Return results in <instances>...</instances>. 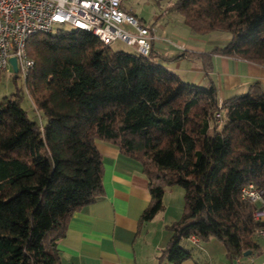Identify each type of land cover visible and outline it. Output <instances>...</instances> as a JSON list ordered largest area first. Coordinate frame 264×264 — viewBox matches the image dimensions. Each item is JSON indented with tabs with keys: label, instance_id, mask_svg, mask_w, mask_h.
I'll list each match as a JSON object with an SVG mask.
<instances>
[{
	"label": "trees",
	"instance_id": "trees-1",
	"mask_svg": "<svg viewBox=\"0 0 264 264\" xmlns=\"http://www.w3.org/2000/svg\"><path fill=\"white\" fill-rule=\"evenodd\" d=\"M168 9L192 33L230 34L210 54L264 64V0H174ZM54 29L27 40L34 64L0 99V264H61L68 221L103 190L97 141L140 163L151 195L144 221L163 208L166 189L183 188L160 258H189L181 241L191 235L220 240L229 262L255 254L260 204L241 189H264V92L219 101L214 85L183 81L152 48L145 57L87 30ZM25 94L39 119L22 107Z\"/></svg>",
	"mask_w": 264,
	"mask_h": 264
},
{
	"label": "crops",
	"instance_id": "crops-1",
	"mask_svg": "<svg viewBox=\"0 0 264 264\" xmlns=\"http://www.w3.org/2000/svg\"><path fill=\"white\" fill-rule=\"evenodd\" d=\"M121 4L138 17L132 8ZM169 11L177 19L175 28L148 25L154 36L152 51L157 56L154 61L174 71L185 82L214 85L219 101L253 90L264 92V64L210 54L221 44L192 33L177 12L168 9L165 13ZM187 52L209 56L181 55ZM96 145L103 157V190L94 202L75 211L68 221L65 236L58 243L60 263L171 264L160 258V254L171 237L169 226L181 217L182 206H175L168 214L169 209L163 203L161 210L144 221L142 213L149 206L151 195L140 163L113 144L97 141ZM260 209L264 211V207ZM257 220L264 224V212ZM255 238L259 246L255 254L229 262L225 247L217 238L193 242L187 237L181 243L189 249L190 257L180 264H264V236L255 235Z\"/></svg>",
	"mask_w": 264,
	"mask_h": 264
},
{
	"label": "built area",
	"instance_id": "built-area-1",
	"mask_svg": "<svg viewBox=\"0 0 264 264\" xmlns=\"http://www.w3.org/2000/svg\"><path fill=\"white\" fill-rule=\"evenodd\" d=\"M121 1L0 0V73L10 67L9 58L15 57L17 73L24 80L34 64L26 53L27 40L60 25L87 30L104 44L120 40L149 57L154 37L152 28L123 8ZM241 196L264 203V189L251 183L241 189ZM263 212L258 208L254 217L259 218ZM256 235L264 236V228L256 230ZM189 237L193 242L198 241L194 235Z\"/></svg>",
	"mask_w": 264,
	"mask_h": 264
},
{
	"label": "rangeland",
	"instance_id": "rangeland-1",
	"mask_svg": "<svg viewBox=\"0 0 264 264\" xmlns=\"http://www.w3.org/2000/svg\"><path fill=\"white\" fill-rule=\"evenodd\" d=\"M121 2H123L125 6L132 8L138 17L143 19L145 25L162 24L163 26L167 25L170 28H175L177 26L176 22H174L177 19L172 16L171 11L165 13L168 10V5L173 3L174 0H122ZM53 32H55V29H53ZM202 35L205 39L212 41V43H219L221 45L226 44L230 39V34L223 30H214ZM110 47L112 50H134L132 46H129L120 40L113 41L110 44ZM16 74H18V77L14 78V73L10 67L7 68L6 71L0 73V99L5 96H10L16 88L22 87V77L19 76V73ZM21 105L27 110L30 117L39 119L38 115L34 116V111L32 110V106L26 94L21 101ZM183 193V188L178 185H173L169 189H166L163 203L164 206L169 209L168 214L174 210L177 205H180V207L182 206L181 210L183 209ZM258 204H260L258 208L264 207V203Z\"/></svg>",
	"mask_w": 264,
	"mask_h": 264
},
{
	"label": "water",
	"instance_id": "water-1",
	"mask_svg": "<svg viewBox=\"0 0 264 264\" xmlns=\"http://www.w3.org/2000/svg\"><path fill=\"white\" fill-rule=\"evenodd\" d=\"M8 61H9V65H10V67H11L12 72H13L14 74H16V73H17V64H16V59H15V57H10ZM248 254H249L248 251H245V252L243 253V255H248Z\"/></svg>",
	"mask_w": 264,
	"mask_h": 264
}]
</instances>
